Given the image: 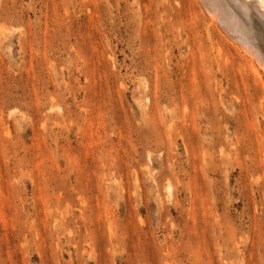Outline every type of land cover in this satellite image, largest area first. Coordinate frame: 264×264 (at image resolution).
Segmentation results:
<instances>
[{
    "label": "rangeland",
    "instance_id": "obj_1",
    "mask_svg": "<svg viewBox=\"0 0 264 264\" xmlns=\"http://www.w3.org/2000/svg\"><path fill=\"white\" fill-rule=\"evenodd\" d=\"M206 10L0 0V264H264V76Z\"/></svg>",
    "mask_w": 264,
    "mask_h": 264
},
{
    "label": "bare ground",
    "instance_id": "obj_2",
    "mask_svg": "<svg viewBox=\"0 0 264 264\" xmlns=\"http://www.w3.org/2000/svg\"><path fill=\"white\" fill-rule=\"evenodd\" d=\"M200 2L207 9L212 23L220 31L225 32L226 38L230 39L232 44L238 46L250 68L262 79L264 48L258 39L260 36L258 29L264 28V0H200Z\"/></svg>",
    "mask_w": 264,
    "mask_h": 264
}]
</instances>
